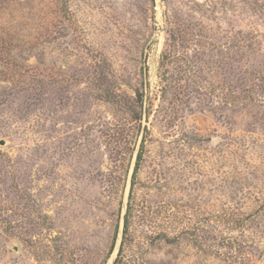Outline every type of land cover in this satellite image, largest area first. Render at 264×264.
Returning a JSON list of instances; mask_svg holds the SVG:
<instances>
[{"label":"rangeland","instance_id":"rangeland-1","mask_svg":"<svg viewBox=\"0 0 264 264\" xmlns=\"http://www.w3.org/2000/svg\"><path fill=\"white\" fill-rule=\"evenodd\" d=\"M0 264H264V0H0Z\"/></svg>","mask_w":264,"mask_h":264},{"label":"trees","instance_id":"trees-1","mask_svg":"<svg viewBox=\"0 0 264 264\" xmlns=\"http://www.w3.org/2000/svg\"><path fill=\"white\" fill-rule=\"evenodd\" d=\"M140 160H141V154L138 156V161H137L136 166H135V169H134V177L136 176L137 171H138V169H139V166H140Z\"/></svg>","mask_w":264,"mask_h":264}]
</instances>
